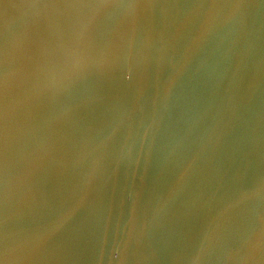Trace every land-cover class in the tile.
Returning <instances> with one entry per match:
<instances>
[{
	"label": "water",
	"instance_id": "water-1",
	"mask_svg": "<svg viewBox=\"0 0 264 264\" xmlns=\"http://www.w3.org/2000/svg\"><path fill=\"white\" fill-rule=\"evenodd\" d=\"M0 264H264V0H0Z\"/></svg>",
	"mask_w": 264,
	"mask_h": 264
}]
</instances>
